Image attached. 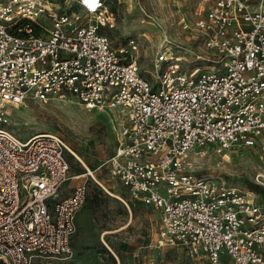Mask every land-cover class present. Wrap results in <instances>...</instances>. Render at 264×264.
<instances>
[{
	"label": "built area",
	"instance_id": "1",
	"mask_svg": "<svg viewBox=\"0 0 264 264\" xmlns=\"http://www.w3.org/2000/svg\"><path fill=\"white\" fill-rule=\"evenodd\" d=\"M71 1L0 0V261L70 256L85 199L80 184L59 196L69 170L59 135L20 138L7 127V107L30 97L109 115L111 173L157 211L158 246L264 264V202L188 159L195 148L220 153L264 135V0H209L191 23L181 16L192 42L163 35L146 76L104 33L113 25L105 0Z\"/></svg>",
	"mask_w": 264,
	"mask_h": 264
},
{
	"label": "rangeland",
	"instance_id": "2",
	"mask_svg": "<svg viewBox=\"0 0 264 264\" xmlns=\"http://www.w3.org/2000/svg\"><path fill=\"white\" fill-rule=\"evenodd\" d=\"M52 1L59 8L74 6L71 0ZM205 2L208 5L209 0H105L113 25L103 27V31L113 47L123 46L141 72L149 74L154 48L163 35L192 42L182 35L180 17L191 23L203 14ZM184 57V67L195 65L190 54ZM7 111V127L18 137L52 132L68 146L69 170L59 196L70 194L77 184L85 188L71 255L36 259L33 264H224L225 259L212 263L205 254L191 256L179 246L157 245V211L133 199L111 173L107 160L116 134L109 115L69 98L41 102L28 97L8 106ZM203 149L205 153H201ZM203 149L195 148L188 154L196 173L221 177L264 202V135L252 146L235 145L220 153L211 146Z\"/></svg>",
	"mask_w": 264,
	"mask_h": 264
},
{
	"label": "trees",
	"instance_id": "3",
	"mask_svg": "<svg viewBox=\"0 0 264 264\" xmlns=\"http://www.w3.org/2000/svg\"><path fill=\"white\" fill-rule=\"evenodd\" d=\"M0 264H4V263L0 261Z\"/></svg>",
	"mask_w": 264,
	"mask_h": 264
},
{
	"label": "bare ground",
	"instance_id": "4",
	"mask_svg": "<svg viewBox=\"0 0 264 264\" xmlns=\"http://www.w3.org/2000/svg\"><path fill=\"white\" fill-rule=\"evenodd\" d=\"M40 133H43V132H40ZM40 133H39V134H40Z\"/></svg>",
	"mask_w": 264,
	"mask_h": 264
}]
</instances>
